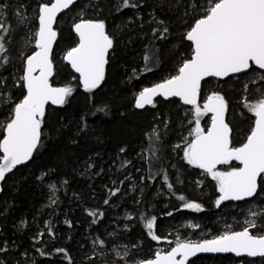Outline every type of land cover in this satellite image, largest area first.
Segmentation results:
<instances>
[{
    "label": "snow or ice",
    "instance_id": "1",
    "mask_svg": "<svg viewBox=\"0 0 264 264\" xmlns=\"http://www.w3.org/2000/svg\"><path fill=\"white\" fill-rule=\"evenodd\" d=\"M78 4L79 0H40L30 16L29 6L21 0L11 15L16 17L21 30L30 33L29 38L23 32L20 36L15 34L16 27L5 15V11L10 10V4L0 0V117H3L0 119V193L4 192L3 184L8 175L13 174L18 166H27L44 147L48 135L49 108H64L76 91L71 84L53 85L57 71L53 57L54 45L60 36L59 17ZM144 7V0H108L107 3L104 0H86L70 27L75 37L74 46L68 47L63 56L64 62L76 74L71 79L90 94L89 100L92 99L91 94L105 82L107 66L119 44L115 33L110 30L106 12L117 16L125 10L132 12L121 29L124 32L129 25L143 32L145 23L153 24L149 28L150 43L169 39L170 20L158 18L155 14L157 9L176 13L185 25L180 39L190 42V55L179 62L174 75L139 90L134 96L133 107L137 110L147 107L155 109L160 102L158 98L168 102L177 98L179 103L188 106V114L192 117L188 123L193 127L186 136L179 138L180 142L173 146V151L182 153L181 159L188 167L200 170L202 176L215 182L218 195L214 206L219 209L226 202L248 204L256 200L264 203V0H203V3L201 0H158L156 7L152 8L154 14L147 20L142 15ZM93 14L95 18H92ZM18 39L23 40V47H30L31 51H20L13 57V45ZM145 48L148 49L147 44ZM158 50H154L152 55H143L144 71H154L152 65L159 59L156 56ZM15 59L21 63L19 74L13 76ZM135 73L136 69H133ZM209 78L224 83L235 80L236 86L242 89L239 100L241 115L251 116L252 119L248 132L238 146L233 142L235 128L230 119L229 101L223 91H211L201 103L202 89ZM253 95L254 98H248ZM96 111L105 112V108H97ZM204 117L210 118L206 128L201 123ZM154 119L160 121V114H154ZM160 122L166 130L169 129L170 119ZM72 124L74 128L70 127ZM64 130L70 134L71 143L76 144V137L82 134L87 137L92 128L87 118L81 116L76 121L61 122L57 131L63 135ZM152 132L156 139H161L157 135V128L153 127ZM127 151L126 146H119L118 158ZM91 159L89 157V161ZM160 162L163 163L162 160ZM234 163L238 166H234ZM86 164L88 169L96 167L94 162ZM103 171L101 168L94 175H100ZM155 175L150 179H155ZM67 176L57 166H45L34 179L47 186L51 204L57 205L54 194L58 191V184L70 187ZM163 180L169 192L176 195L174 184L168 182L166 172ZM120 183L123 184V181ZM195 184L203 187L204 181L196 180ZM108 191L110 197L103 200L104 205L114 203L111 197L124 194L120 187L109 188ZM176 198L182 202L181 206L163 213L164 216L172 217L174 212L184 210L196 213L206 210L202 203L192 201L183 194ZM7 211V207L0 208V218ZM87 215L93 217L89 224L97 225L103 222L106 213L87 211ZM127 219L131 221L133 217L128 216ZM143 219L147 236L152 241H159L161 237L156 234L158 217L152 215ZM64 223L69 228L74 227L72 220L65 219ZM28 226L27 220L21 219L19 229ZM189 226L201 227L199 224ZM53 227L51 221L45 222L47 231H37L32 237V246L40 245L45 236L56 240ZM90 243L92 254H86L85 261L96 264L113 242L96 238ZM80 248L84 249L83 242ZM97 248L100 249L99 253L96 252ZM53 249L56 254L66 258L68 264H75L64 247L49 245L48 251L35 247L41 257L51 256ZM131 253L127 250L123 256L117 253L119 264H189V258L198 253H230L238 258L264 260V211L250 209L249 218L239 231L227 225L226 230L211 238L195 241L178 239L170 250L157 251L153 258L139 261H136L135 244L131 246ZM0 264H36V261L29 251H22L16 241L0 236Z\"/></svg>",
    "mask_w": 264,
    "mask_h": 264
},
{
    "label": "trees",
    "instance_id": "2",
    "mask_svg": "<svg viewBox=\"0 0 264 264\" xmlns=\"http://www.w3.org/2000/svg\"><path fill=\"white\" fill-rule=\"evenodd\" d=\"M24 2L29 6V11L34 9L40 0H24ZM85 2L80 1L76 7L59 17L60 36L54 46L53 57L57 71L53 78V85L67 83L66 74L75 75L66 63L59 60L58 55L64 53L68 47L74 46L75 37L70 32V27L79 12L77 8ZM104 2L107 3L108 0ZM5 3L10 4V10L5 11L10 18L11 11L21 3V0H5ZM144 3L142 15L147 20L150 15L154 14L152 8L156 7L158 0H144ZM105 14L109 15L110 30L119 40L117 50L107 66L105 82L100 89L91 94V100H89L90 94L79 88L77 81L72 80L68 83L74 86L76 91L64 108H49L48 128L46 129L48 135L44 140V147L39 150L32 162H29L27 166L18 167L6 178L3 184L4 192L0 193V208L7 207L8 209L4 217L0 218V227L3 229L0 236L16 241L21 245L22 251H29L36 264H68L67 259L56 254L54 249L51 256L47 257H41L35 250V247H40L48 251L49 245L66 248L75 264H90L85 261V255L92 254L90 241L96 238L113 242L110 249L104 250V255L96 261V264H113L114 261L119 264V258L114 251L117 244L130 247L135 244L136 248L142 251L143 257L153 258L157 242L147 236V230L143 227V218H150L152 215L158 217L159 227L156 234L161 237L162 222L171 218L164 216L163 213L181 206L182 202L176 198L179 194L203 204L206 209L204 212L184 210L177 213L193 217L208 230L206 235L218 234L220 227L217 220L235 217L240 208L247 205L241 202H226L217 209L214 206V200L218 195L215 192V182L210 178H205L204 186L198 187L195 181L200 170L188 167L181 159L182 153L173 151V146L180 140L179 124H182L180 121L183 120L181 111L174 110L178 100L173 99L168 102L160 99L155 109L147 107L144 110H137L133 107L134 96L139 90L174 75L179 62L190 55V43L180 39L185 25L179 16L170 10L157 9L155 14L158 18L170 20L169 39L150 43L149 28L154 26L153 24L145 23L143 32L139 28L132 29L129 25L128 30L124 32L121 29L124 28L126 17L132 15V12L125 10L118 16L107 12ZM92 18H95L94 14ZM8 20L11 22V19ZM139 23L138 21L137 24ZM146 44L148 49L145 48ZM156 49H159L156 51L159 59L152 65L154 71L146 72L142 57L145 54L152 55ZM12 55L13 57L18 55L14 45ZM13 63L16 70H13L12 75L15 76L19 74L21 61L15 59ZM133 69H136L135 75ZM213 81L215 79L211 78L205 83L201 102L211 91L222 90L229 101L230 114L232 115V111L234 114L237 111L241 112L239 100L242 89L236 86L235 80L227 83L216 80L215 85ZM248 98L252 99L254 95ZM97 108H105V112H97ZM149 112L151 117L154 116V112L160 114V121L168 117L170 119L169 129L166 130L160 121L155 120L154 123L149 117ZM81 116L87 118L92 131L87 137L83 134L76 137L78 143L73 144L67 130H64V134L61 135L57 129L61 122L76 121ZM251 119V116L245 117L241 125L244 131L249 127ZM208 122L209 119L204 117L201 122L202 127L206 128ZM233 126L236 131L237 127L234 122ZM70 127L74 128L75 125L72 124ZM153 127L158 129L157 135L161 139H156L153 135ZM235 131L233 142L239 145L236 135L241 134ZM121 145L127 147L128 151L124 156L128 157L131 163H127L122 168H116L117 149ZM89 157L92 158L91 161ZM161 160L163 163L160 162ZM86 162H94L96 167L88 169ZM45 166L59 167L62 172L68 174L67 178L71 182L70 187L58 184V191L54 194L58 201L57 205L51 204L47 186H42L34 179L35 175L41 174ZM235 166L238 165L235 164ZM101 168L104 171L100 175H94ZM165 172L169 176L168 182L174 184L173 191L176 195L170 193L164 183L163 174ZM153 174H156L155 179H150ZM121 181L123 184L120 183ZM131 184H137L138 189L131 192ZM116 187H120L124 194L111 197L114 203L104 205L103 200L110 197L108 189ZM87 211H103L106 216L102 223L90 225L89 221L93 217H89ZM128 216H132L133 219L129 221ZM116 217L122 218L120 229L113 225ZM21 219L27 220L29 226L19 229ZM65 219L72 220L74 227L69 228L64 223ZM48 221L52 222L57 239L52 240L45 236L40 245L33 247V235L37 231L46 232L45 222ZM242 227L238 220L235 219L232 222V230L239 231ZM82 242L84 249L80 248ZM99 251L100 249L97 248L96 252L99 253ZM237 259L232 255H206L194 259L189 264H232ZM246 260L248 258H241L237 261Z\"/></svg>",
    "mask_w": 264,
    "mask_h": 264
},
{
    "label": "rangeland",
    "instance_id": "3",
    "mask_svg": "<svg viewBox=\"0 0 264 264\" xmlns=\"http://www.w3.org/2000/svg\"><path fill=\"white\" fill-rule=\"evenodd\" d=\"M81 6V5H80ZM80 6L77 8V10H80ZM28 14L31 16L34 14V9L29 10ZM5 15L8 17V14L5 12ZM11 15V14H10ZM68 18V17H67ZM8 19H11V23L16 27V35L20 36L21 33L23 32V34L26 37L30 38V33L27 32V30H21L19 28V25L17 23V19L16 17L12 16ZM9 21V20H8ZM23 40L18 39L17 43L14 45L18 54L20 51L23 52H30L31 48L30 47H23ZM63 56L64 53H60L58 55L59 60H61L62 63H65L63 60ZM66 79H68V81H66L67 83H61V85H67L69 82H72V75L70 74H66ZM214 82H216V79ZM247 82V81H245ZM217 85V84H216ZM83 90V89H82ZM247 95V94H246ZM203 102V101H202ZM201 102V103H202ZM134 103V102H133ZM176 111H181V115H182V121H180L179 124L180 126V130L178 133L179 138L181 136H186L188 130L193 127V125L189 124L188 121L192 118L189 114H188V107H185L183 105H181V103L178 102V104L175 106ZM234 111H232V115H230V119L232 120V122L235 123L237 129L235 131V133L238 132V134H241L240 136L236 137L238 138L237 142L241 143L245 137V134L248 132L249 127L244 131L242 128V123L245 121V116L241 115V112L237 111L235 114L233 113ZM154 114H156V112H154ZM153 114V115H154ZM152 115V116H153ZM168 115V114H166ZM149 117H151V113L149 112ZM167 117V116H166ZM208 119H210L209 117H207ZM154 123L156 122L154 119V116L150 118ZM168 119V117H167ZM204 119V118H203ZM202 119V120H203ZM244 131V132H243ZM180 141V140H179ZM178 141V142H179ZM177 142V143H178ZM127 161H129V158L126 156H120L118 158V156H116V160H115V166L116 168H122L124 166L127 165ZM235 166V163H234ZM205 178L204 176H202L200 174V172L198 173V178L196 180H203L205 182ZM134 189H138V185L137 184H131L130 185V190L131 192L134 191ZM253 209L256 211H264V203L261 202V200H256L254 202H250L247 205H244L240 208V210L238 211V214L235 217H230V218H219V220H217L219 222L218 226L220 227L219 233L226 230V226L227 225H232V222L236 220L239 221V223L244 226V222L246 219L249 218V210ZM187 211H191V210H187ZM182 212V211H181ZM126 214V213H125ZM121 217H116L115 222H113V225L118 229L122 228L121 226ZM162 226L160 228V233L162 234L161 239L157 242V245L154 248V251L157 252H166L168 250H170L171 247H173L176 243V241L179 240H202L205 238H211V236L213 235H217V234H212V235H206V232L208 230H206L204 227H200L199 229L194 228V227H190L189 225H195V224H199L201 225L199 222H197L196 220H194L193 217L191 216H183L179 213H175V215H173V217L168 218L166 221L162 222ZM218 233V234H219ZM115 250V254L119 253V256H123L124 251H129L130 255L131 253V247L127 246V245H123V244H117L114 248ZM142 251L138 250L136 248V261H139L140 259L143 258H152L150 256H145L143 257L141 255ZM239 260V259H237ZM233 261L232 264H264V260L262 259H250L248 258V260L246 261Z\"/></svg>",
    "mask_w": 264,
    "mask_h": 264
},
{
    "label": "water",
    "instance_id": "4",
    "mask_svg": "<svg viewBox=\"0 0 264 264\" xmlns=\"http://www.w3.org/2000/svg\"><path fill=\"white\" fill-rule=\"evenodd\" d=\"M80 1H86V0H79V2ZM67 12V11H66ZM66 12H64V13H66ZM64 13H62L61 15H63ZM60 15V16H61ZM188 43H190V42H188ZM55 46V45H54ZM76 75V74H75ZM209 79H211V78H209ZM214 79V78H213ZM154 85V84H153ZM54 86H64V85H54ZM152 86V85H151ZM150 87V86H149ZM158 99H162V98H158ZM173 99H176V100H178L177 98H173ZM182 105V104H181ZM183 106H185V105H183ZM185 107H188V106H185ZM52 108H58V107H55V106H52ZM18 167H21V166H18ZM10 175V174H9ZM8 175V176H9ZM1 228V227H0ZM175 246V245H174ZM173 246V247H174ZM216 256V255H232V256H234L235 257V255L234 254H212V253H198L197 254V256H195V257H190L189 258V263L191 262V261H193L194 259H196V258H198V257H200V256ZM236 258H238V257H236ZM243 258H247V257H243ZM238 259H241V258H238ZM250 259H261V258H250Z\"/></svg>",
    "mask_w": 264,
    "mask_h": 264
},
{
    "label": "flooded vegetation",
    "instance_id": "5",
    "mask_svg": "<svg viewBox=\"0 0 264 264\" xmlns=\"http://www.w3.org/2000/svg\"><path fill=\"white\" fill-rule=\"evenodd\" d=\"M236 145V144H235ZM238 146V145H237Z\"/></svg>",
    "mask_w": 264,
    "mask_h": 264
}]
</instances>
